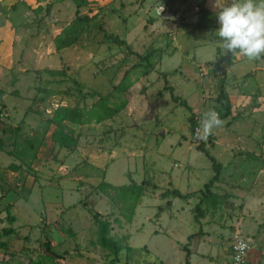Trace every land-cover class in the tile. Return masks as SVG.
Returning <instances> with one entry per match:
<instances>
[{
  "label": "rangeland",
  "instance_id": "374dc122",
  "mask_svg": "<svg viewBox=\"0 0 264 264\" xmlns=\"http://www.w3.org/2000/svg\"><path fill=\"white\" fill-rule=\"evenodd\" d=\"M4 2L0 12L11 26L0 27V94L7 91L0 107V264H111L113 251L97 243L98 220L109 223L116 264H185L183 247L209 237L200 231L207 223L230 231L219 222L231 214L236 224L242 217L261 224L254 237L264 264V58L232 54L223 75L215 73L212 62L222 55L212 42L219 39L216 14L227 0H182L160 16L158 0H89L79 10L89 21L72 27L79 33L60 52L53 39L75 19L70 1ZM201 10L216 18L212 30L198 28ZM219 85L229 116L197 139L203 113L221 112ZM101 98L125 106L101 123L63 128L74 138L69 149L52 141L56 129L46 120L56 107L88 110ZM197 146L220 165L211 188L215 202L223 199L215 221L208 213L215 202H202L212 161ZM101 183L141 187L130 222ZM172 190L186 198L166 194Z\"/></svg>",
  "mask_w": 264,
  "mask_h": 264
},
{
  "label": "trees",
  "instance_id": "16d2710c",
  "mask_svg": "<svg viewBox=\"0 0 264 264\" xmlns=\"http://www.w3.org/2000/svg\"><path fill=\"white\" fill-rule=\"evenodd\" d=\"M71 2V4L74 6V15L75 19L73 20L72 25L64 28L60 34L56 35L53 39V45L55 48V51L60 52L65 49H68L72 43L76 39V33H79V31L75 32V28H72L73 26H77L80 23H87L90 18L86 16H80L79 10L84 8L89 0H68ZM182 1V0H181ZM49 5L45 7V10H47ZM201 18L198 21V28H205L208 27L210 30L213 29V26L215 24V17H212L211 14H209L206 11L201 10L200 11ZM103 39L106 42L116 44L119 46H125V42L121 39H119L117 36L112 34H104L102 35ZM232 54H230L231 57ZM149 59V56H145L143 60L147 61ZM48 74H53L54 71H46ZM59 73V74H64ZM224 73V72H223ZM223 75V74H222ZM223 79V77H222ZM123 86L121 87V90H123ZM173 99H176L173 97ZM215 102L219 105L221 112L219 113V117L221 120H224L229 116V102L225 95V93L222 90V86L219 85L217 90V96L215 97ZM125 106V102H121L118 105L109 106L106 102L105 98L98 99L95 103L90 106L88 110L79 109V108H69V107H56L50 116L48 120H46L48 125H52L55 127L56 130L53 131L51 139L55 144L60 145L62 148L69 149L74 145V138H72L70 135L65 134V132L62 130L63 128L68 127L69 125H75V126H81L84 124H98L103 121L112 119L117 113H119ZM0 107H3V104L0 102ZM197 151L206 154L205 151L202 150L201 146L196 147ZM210 161H212V169L214 171L213 178L204 185L203 189V197L202 202L206 200V202H215V196L211 188L213 187L214 183L217 182L219 178V168L220 165L217 163H214L213 158L209 157ZM99 189L102 192H107L108 189L114 191L115 197L113 200L116 201V203L122 204L124 208L123 216L126 219L127 222H130L133 216L134 209L139 202V198L142 192L141 187L132 184L130 186H121V187H113L107 183H101L99 185ZM171 194L174 197L179 198H186L183 197L179 191L172 190L167 192L166 194ZM188 196V195H186ZM217 199V198H216ZM198 208V206L196 207ZM202 213V212H201ZM99 230L97 235V243L98 245L103 249H110L114 253V259L111 260V264H116L117 262V253H118V246L115 241L111 237L108 236L109 233V223L104 220H98ZM4 234H9L10 229L4 230ZM200 232V231H199ZM192 236L188 237L190 240ZM4 243H0V247H4ZM186 252V259L185 264H190L189 261V249L185 246L183 247Z\"/></svg>",
  "mask_w": 264,
  "mask_h": 264
},
{
  "label": "clouds",
  "instance_id": "9594fccd",
  "mask_svg": "<svg viewBox=\"0 0 264 264\" xmlns=\"http://www.w3.org/2000/svg\"><path fill=\"white\" fill-rule=\"evenodd\" d=\"M163 11L161 7L160 12ZM218 29L215 36L225 55L238 54L249 61L264 58V0H230L217 11ZM224 121L219 113L208 110L203 113L199 126L195 130L197 139H207L213 130L222 127ZM248 244L239 240L235 250L239 264L240 257L246 255Z\"/></svg>",
  "mask_w": 264,
  "mask_h": 264
},
{
  "label": "crops",
  "instance_id": "0c3cea01",
  "mask_svg": "<svg viewBox=\"0 0 264 264\" xmlns=\"http://www.w3.org/2000/svg\"><path fill=\"white\" fill-rule=\"evenodd\" d=\"M13 1L14 0H7V3L12 4ZM27 1L30 3V5L32 2L33 3L35 2V0H27ZM5 6L6 5H5L4 0H0L1 9H6ZM6 17H7V14L5 13V15H4L3 12L1 11L0 12V27L1 28H9L11 26L9 23L6 22ZM1 35L3 38H5V34H1ZM1 35H0V38H1ZM221 200H223V199H221ZM221 200H218V201L216 200L215 205H211L212 208L208 212L209 216L211 217V219L213 221H215L217 219L216 217L221 216V204L217 203V202L221 203ZM1 201H0V204L2 205V209L4 208V210H5V206H4L5 202H4V200H1ZM218 206H220V208L216 209ZM240 206H242V205H240ZM2 209L0 208V212ZM247 212H249L248 209H247ZM225 218H227V220H229V221L224 222ZM239 220H240L239 222L241 225L236 224L237 219L234 218L233 214H231L229 216H227V215L224 216L219 223L221 225H224V226L227 223V226L232 228V229H230V231H227V232H225L223 230V228H220V227L218 228V226L214 223H211L210 227L208 228L209 224L207 223L208 226L205 229L202 228L203 230L201 229L200 231L202 232V234L206 233L207 235H209V237H207L206 239L203 238L202 241H199V240H201V239H199V237H195L196 243H193L189 247L191 263L192 264H230V244H229L230 238H231L230 236L232 234V231L234 232L235 229H237L236 227L235 228H233V227L237 225L240 227V229L244 233V235H246L249 238H251V237L253 238L252 239L253 242H251V244H252L251 250H250L249 255H248V262L250 264H259L260 255H258L257 246L259 245L261 247V245L259 243H257L254 235H255L256 230H257L255 228V225H257V224L261 225V224L257 221H254V220H253L254 223H251L252 219H247L244 217H242ZM211 225H213V226H211ZM247 237H245V238H247Z\"/></svg>",
  "mask_w": 264,
  "mask_h": 264
},
{
  "label": "built area",
  "instance_id": "2783aa9c",
  "mask_svg": "<svg viewBox=\"0 0 264 264\" xmlns=\"http://www.w3.org/2000/svg\"><path fill=\"white\" fill-rule=\"evenodd\" d=\"M181 0H158V4L154 8V12L156 13V16H160L163 13H167L170 11V7H172V4L174 2H180ZM161 7H163V11L160 12ZM175 18H178L179 13L174 14ZM239 240H244L248 244V249L246 252V255L240 257L239 264H250L248 262V255L251 250V244L250 241L241 236L239 231L235 229V231L232 233L231 241H230V264H237L236 257L239 255V253L235 250V245Z\"/></svg>",
  "mask_w": 264,
  "mask_h": 264
},
{
  "label": "water",
  "instance_id": "95a60500",
  "mask_svg": "<svg viewBox=\"0 0 264 264\" xmlns=\"http://www.w3.org/2000/svg\"><path fill=\"white\" fill-rule=\"evenodd\" d=\"M222 55L217 57V58H214L213 62H212V67L215 71V73L217 75H221L223 74V68H222V63L223 62H227L228 59H229V55H225L224 54V51H223V48H222V51H221ZM7 93V91H4L3 93L0 94V102L3 103V96Z\"/></svg>",
  "mask_w": 264,
  "mask_h": 264
}]
</instances>
